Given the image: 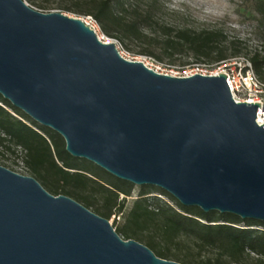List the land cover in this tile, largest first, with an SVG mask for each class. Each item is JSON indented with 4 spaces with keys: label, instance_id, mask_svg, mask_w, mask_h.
<instances>
[{
    "label": "water",
    "instance_id": "water-1",
    "mask_svg": "<svg viewBox=\"0 0 264 264\" xmlns=\"http://www.w3.org/2000/svg\"><path fill=\"white\" fill-rule=\"evenodd\" d=\"M0 95L67 152L181 204L264 221V123L226 76H175L123 57L84 21L0 0ZM0 264H182L0 165Z\"/></svg>",
    "mask_w": 264,
    "mask_h": 264
},
{
    "label": "trees",
    "instance_id": "trees-1",
    "mask_svg": "<svg viewBox=\"0 0 264 264\" xmlns=\"http://www.w3.org/2000/svg\"><path fill=\"white\" fill-rule=\"evenodd\" d=\"M38 10L72 12L91 16L109 37L136 43V54L157 62L174 63L191 56L194 63L212 64L239 54L246 46L228 38L221 28L193 29L166 23L162 0H26ZM248 17L259 47L246 58L264 81V0H242L236 9ZM153 47L159 49L156 53ZM0 155L19 153L28 174L53 195H67L96 214L110 218L124 209L126 198L137 188L136 198L121 226H113L124 239H135L157 256L182 264H264V221L242 219L232 213L205 212L185 206L153 185L136 186L95 163L67 152L63 137L40 125L0 95ZM11 170V167L0 162ZM14 171V170H13ZM166 195L173 203L158 195ZM183 239L196 248L191 255L181 249ZM213 255L202 257L203 251Z\"/></svg>",
    "mask_w": 264,
    "mask_h": 264
},
{
    "label": "rangeland",
    "instance_id": "rangeland-1",
    "mask_svg": "<svg viewBox=\"0 0 264 264\" xmlns=\"http://www.w3.org/2000/svg\"><path fill=\"white\" fill-rule=\"evenodd\" d=\"M29 6L37 9L31 5L28 1L24 0ZM146 2V0H143ZM164 9L162 11L163 20L171 25H178L184 27H191L193 29L207 28H221L228 38L237 37L244 41L246 46H243L240 57L247 56V53L255 47H259L261 42L258 40V34L251 26L249 21H245L248 17L244 14L241 15L237 12V8L242 0H162ZM40 10V9H39ZM42 11V10H41ZM73 17H77L89 25L96 33L97 37L103 42H113L118 52L125 58L131 60H142L150 68L157 72L165 74H175V72H181L183 69H188L191 65H182V61H193V58L189 55L182 56L174 63H170L167 59L163 62H157L152 56H145L136 54V51L140 49L136 43L122 42L119 39H115L106 35L98 25V23H92L87 15L77 14L72 12H64ZM245 17V19H244ZM152 50L156 53L159 49L153 47ZM0 150L2 148L0 147ZM0 162L5 163L11 167L15 172L23 175H29L28 171L23 164L19 153H10L3 151L0 155ZM137 186V185H136ZM137 188L134 190L131 196L126 198L124 209L121 212H115L108 219L112 226H121L125 217L131 208V205L136 198ZM162 199L173 203L166 195H158ZM181 249L189 254H196V248L189 239H183L180 243ZM213 255L211 251H203L202 257Z\"/></svg>",
    "mask_w": 264,
    "mask_h": 264
},
{
    "label": "built area",
    "instance_id": "built-area-1",
    "mask_svg": "<svg viewBox=\"0 0 264 264\" xmlns=\"http://www.w3.org/2000/svg\"><path fill=\"white\" fill-rule=\"evenodd\" d=\"M92 23L96 21L87 16ZM188 69L175 72L178 76H190L194 73L202 75H218L223 73L236 102H257L256 122L264 123V81L254 73L251 63L244 57H232L212 64L194 63ZM174 75V74H171Z\"/></svg>",
    "mask_w": 264,
    "mask_h": 264
},
{
    "label": "bare ground",
    "instance_id": "bare-ground-1",
    "mask_svg": "<svg viewBox=\"0 0 264 264\" xmlns=\"http://www.w3.org/2000/svg\"><path fill=\"white\" fill-rule=\"evenodd\" d=\"M146 64V63H145ZM147 65V64H146Z\"/></svg>",
    "mask_w": 264,
    "mask_h": 264
}]
</instances>
